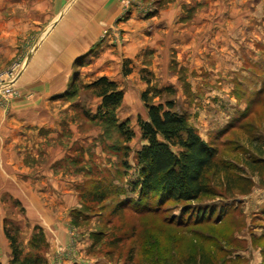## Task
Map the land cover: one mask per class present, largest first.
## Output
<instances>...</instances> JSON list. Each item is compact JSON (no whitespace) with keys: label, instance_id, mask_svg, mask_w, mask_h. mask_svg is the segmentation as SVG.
Wrapping results in <instances>:
<instances>
[{"label":"rangeland","instance_id":"1","mask_svg":"<svg viewBox=\"0 0 264 264\" xmlns=\"http://www.w3.org/2000/svg\"><path fill=\"white\" fill-rule=\"evenodd\" d=\"M118 2L117 23L130 25L136 47L122 61L132 72L117 76L124 96L115 122L92 119L98 98L79 83L61 132L42 127L40 139L0 140V264H11L4 226L18 227L24 253L38 227L47 264H195L198 256L207 264H264V0ZM24 70L20 55L0 66L2 113L17 100ZM149 88H171L173 96L150 92L148 102L173 99L216 150L205 173L216 196L201 200L210 212L204 224L179 227L180 203L149 212L127 204L135 196L126 182L134 151L145 143L136 123L146 119L140 94ZM122 121L129 142L117 130ZM97 190L106 200H95Z\"/></svg>","mask_w":264,"mask_h":264},{"label":"crops","instance_id":"2","mask_svg":"<svg viewBox=\"0 0 264 264\" xmlns=\"http://www.w3.org/2000/svg\"><path fill=\"white\" fill-rule=\"evenodd\" d=\"M120 15L118 0H0V66L15 55L25 64L17 100L6 113L0 110L1 141L40 139L42 127L61 132L73 110L64 96L73 80L88 84L104 76L117 83L122 61H130L136 47L130 25H118Z\"/></svg>","mask_w":264,"mask_h":264},{"label":"trees","instance_id":"3","mask_svg":"<svg viewBox=\"0 0 264 264\" xmlns=\"http://www.w3.org/2000/svg\"><path fill=\"white\" fill-rule=\"evenodd\" d=\"M77 65L80 66L81 62L76 63ZM131 71V67L122 65V76L129 75ZM74 81L64 93L66 99L75 98L81 87ZM83 87L99 99L92 119L106 123L115 122L114 113L124 95L118 84L101 76ZM150 92L158 96L162 93L173 96L171 88H149L140 94L146 119L137 117L136 123L140 137L145 143L134 151L135 174L126 182L135 196L126 200L127 204L137 211L149 212L156 211L167 202L180 203L178 216L173 220L179 227L185 228L188 220L192 219L196 225L204 224L210 212L201 200L216 196L205 178L206 171L214 165L216 150L209 142L201 139L189 125L186 114L176 108L173 99H166L156 104L149 103ZM116 126L123 140L129 142L133 134L126 128V122H118ZM259 151L263 161L264 143ZM122 166L126 170L130 169L125 160ZM122 192L123 190H119L120 194ZM107 196L106 190L93 192V197L98 202H103ZM4 235L9 244L11 264H47L41 254L45 240L38 227H33L28 240L30 253L23 252L18 227L9 229L4 226ZM195 264H207V262L204 263L201 256H198Z\"/></svg>","mask_w":264,"mask_h":264},{"label":"built area","instance_id":"4","mask_svg":"<svg viewBox=\"0 0 264 264\" xmlns=\"http://www.w3.org/2000/svg\"><path fill=\"white\" fill-rule=\"evenodd\" d=\"M3 92L7 95L16 94V91L12 87H7Z\"/></svg>","mask_w":264,"mask_h":264}]
</instances>
